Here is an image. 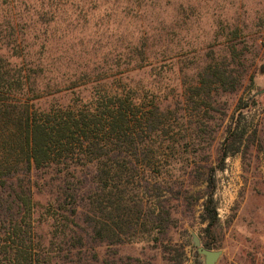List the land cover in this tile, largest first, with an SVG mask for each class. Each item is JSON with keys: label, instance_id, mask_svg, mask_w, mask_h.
Masks as SVG:
<instances>
[{"label": "rangeland", "instance_id": "rangeland-1", "mask_svg": "<svg viewBox=\"0 0 264 264\" xmlns=\"http://www.w3.org/2000/svg\"><path fill=\"white\" fill-rule=\"evenodd\" d=\"M17 8L15 13L35 15L28 38L33 33L41 35V42L48 38V50L39 53L38 45L33 49L46 63L54 68L68 62L67 68H60L69 72L78 66L97 68L84 89L99 85L112 91L127 85L142 95L160 91L165 137L154 139L165 152V191L170 192L165 194V210L176 219L165 232H152L145 241L99 244L86 222L92 210L88 193L78 198L77 218L67 228L77 237L74 241L83 237L84 249L68 256L59 242L48 243L54 221L43 215L66 173L58 168L36 171V237L48 243L38 248L40 255L43 250L64 255V264H205L193 242L195 233L205 247L207 242L209 249L222 251L216 264H264V0H19ZM234 48L237 68L244 72L239 88L214 92L208 105L197 98L193 103L190 90L199 84V71L213 61L229 62ZM75 97L68 90L47 103ZM237 121L246 131L245 142L241 152L223 163V144ZM212 168L219 222L209 234L202 223L205 198L198 199L208 193V183L197 173L208 178ZM94 174L92 166H85L76 177L89 183ZM130 188L136 194L139 182ZM6 227L7 222L0 225L2 237Z\"/></svg>", "mask_w": 264, "mask_h": 264}, {"label": "trees", "instance_id": "trees-1", "mask_svg": "<svg viewBox=\"0 0 264 264\" xmlns=\"http://www.w3.org/2000/svg\"><path fill=\"white\" fill-rule=\"evenodd\" d=\"M18 5L19 0H0V225L8 224L4 237L0 231V264H64V255L48 250L40 255L38 248L48 243L59 242L68 256L72 250L81 252L83 237L74 241L77 237L67 228L77 218L78 198L84 199L88 193L92 210L85 219L92 226V239L99 244L145 241L152 232H165L176 219L165 210V194L170 193L165 191V152L154 139L165 137L162 94L142 95L127 85L112 91L99 85L84 89L97 68L89 71L78 66L69 72L61 70L68 62H59L57 69L46 63L33 49L38 45L39 53L48 50V38L41 42L37 33L26 36L33 30L35 15L15 13ZM141 56L146 58L145 48ZM127 58L129 63L131 57ZM236 60L234 48L229 62L205 64L199 71V84L190 90L193 103L197 98L208 105L214 92L236 91L244 73ZM107 66L110 70L112 63ZM68 90L76 97L66 103H47L56 93ZM245 134L239 121L230 126L220 157L223 163L229 155L242 151ZM60 165L67 171L60 170ZM85 166L95 171L89 183L76 177L79 167ZM55 168L66 175L60 176L62 183L49 200L50 208L43 211L54 221L52 239L43 244L34 225L33 176L36 171ZM137 169L142 172L136 174ZM197 174L202 183H208V193L198 199L205 198L202 223L207 226L203 231L210 234L219 222L215 168L208 178ZM136 182L139 190L134 194L130 185ZM86 184L91 186L84 192ZM69 200L72 209H67ZM205 245L210 248L209 243Z\"/></svg>", "mask_w": 264, "mask_h": 264}, {"label": "water", "instance_id": "water-1", "mask_svg": "<svg viewBox=\"0 0 264 264\" xmlns=\"http://www.w3.org/2000/svg\"><path fill=\"white\" fill-rule=\"evenodd\" d=\"M261 68L262 69L264 68V63L261 66ZM263 92H264V89L260 91V93H263ZM193 242H194V245L197 247L198 253L200 255L205 256V264H216L217 263L219 257L222 254L221 250H213V249H209L205 247L202 244L201 238L195 233H193Z\"/></svg>", "mask_w": 264, "mask_h": 264}]
</instances>
